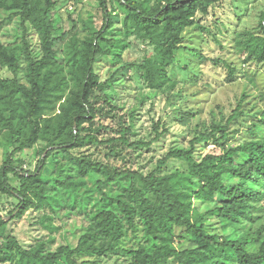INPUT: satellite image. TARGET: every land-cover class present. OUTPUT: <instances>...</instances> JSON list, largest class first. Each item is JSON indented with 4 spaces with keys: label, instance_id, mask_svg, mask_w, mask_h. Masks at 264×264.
<instances>
[{
    "label": "trees",
    "instance_id": "16d2710c",
    "mask_svg": "<svg viewBox=\"0 0 264 264\" xmlns=\"http://www.w3.org/2000/svg\"><path fill=\"white\" fill-rule=\"evenodd\" d=\"M114 1L126 12L122 39L107 37L114 22L110 6ZM218 1L159 0L152 7L142 0H99L102 25L95 26L92 38L80 45L75 38L78 20L70 14L71 27L64 26L60 14L63 1L0 0V13L19 17L24 29L21 45L4 46L0 42V64L14 74L13 78L0 77V128L10 130L13 145L0 169V189L19 200L11 212V221L32 208L43 212L51 208L45 196L43 171L50 159L62 170L65 162H60L56 153L78 170V177L60 182V187L82 202L93 200L97 191L105 195L102 188L107 184L131 177L128 190L110 199V206H100L86 214L90 225L76 247L61 245L47 251V243H52L47 241L26 248L8 230V217L0 214V264H100L98 259L110 253L128 255V264H168L171 260L173 264H264V224L253 228L264 212V119L263 130L251 131L258 135L257 139H240L222 153H208L201 160L194 156L193 148L175 147L146 176L76 152L85 146H107L106 156L111 157L120 154L118 143L129 149L153 144L132 142L127 137L131 125L123 117L119 137L100 136L102 130L112 129L103 120L118 114L120 107L107 90L118 86L116 79L124 68L117 67L102 81L96 71L99 58L114 56L111 63L119 64L116 48L128 47L127 37L135 35L154 47V54L130 67L139 69L154 86L161 87L168 81V67L178 53L190 51L202 58L199 52L183 45L182 34L196 24L198 12L207 13ZM3 24L0 18V27ZM28 24L38 32L39 57L31 47ZM260 28L258 33L249 32L244 42L238 38L248 57L257 63L264 61V21ZM67 42L71 56L65 63L61 47ZM24 58L29 84L18 77ZM73 80L75 88H71ZM56 111L59 112L53 114ZM240 116L237 108L229 122ZM18 123L23 126L18 127ZM20 130L25 132L21 134ZM217 132L221 133L217 140L223 141L229 134L228 126L214 127L209 136ZM165 133H158L155 140ZM39 141L44 143L46 154L36 170L20 167L18 164L24 160L17 155ZM172 159L185 162L188 172L162 174ZM91 176L96 178V191L88 183ZM12 177L18 187L12 184ZM195 201L208 204L210 210L200 211ZM212 213L220 224L217 230L207 223ZM227 231L231 233L227 235ZM139 233H144L148 243L139 241L137 246L127 247V237H138Z\"/></svg>",
    "mask_w": 264,
    "mask_h": 264
},
{
    "label": "rangeland",
    "instance_id": "374dc122",
    "mask_svg": "<svg viewBox=\"0 0 264 264\" xmlns=\"http://www.w3.org/2000/svg\"><path fill=\"white\" fill-rule=\"evenodd\" d=\"M61 18L64 26L71 27L70 14L79 22L75 38L78 44L92 38V29L102 25L103 15L99 0H82L75 4L72 0H61ZM152 7L159 0H142ZM112 8L113 27L108 38H123V21L126 12L117 1L110 4ZM0 18L4 24L0 27V42L4 46H18L22 44L24 29L19 17L9 16L1 12ZM264 21V0H220L214 2L207 13L196 14V24L184 30L183 45L200 53L202 58L194 53L181 51L176 55L173 65L168 67V81L161 87L154 86L146 79L143 72L130 67L132 63H141L154 54V47L139 39L135 35L127 37L128 47L116 48L120 63H111L114 56L101 57L96 71L102 81L111 76L117 69L124 70L116 79L115 89L108 88L107 93L120 107L115 118H107L103 123L112 127L100 132L104 138L119 137L120 118L123 117L131 132L127 137L132 141H153L151 146L129 149L118 143L120 154L106 156L107 146L100 148L85 146L76 152L81 155H91L94 159L109 162L125 169L130 168L143 175L155 170L158 161L172 148H193L194 156L201 160L208 153H222L227 147L235 145L241 140L257 139L258 135L251 134L253 128L263 130L261 121L264 119V61L255 62L242 49L238 38L246 40L249 32L258 33ZM28 37L36 57L40 55V43L37 30L27 25ZM106 47L110 45H105ZM62 57L65 63L71 56L69 42L65 43ZM23 69L19 78L29 84L28 65L24 58ZM70 67V66H69ZM129 67V68H128ZM0 77L13 78L14 74L7 67L0 64ZM68 77L74 79L73 75ZM71 88H75V80L71 81ZM71 90L67 92L69 95ZM60 105V104H59ZM239 105H241L239 107ZM239 108L241 116L229 122L235 110ZM59 111L54 112L53 114ZM228 126V136L223 141L217 132L211 137L209 134L214 127ZM23 124L18 123V127ZM166 133L155 140L158 133ZM21 134L25 131L20 130ZM195 141V142H194ZM44 143L39 141L31 148L20 152L17 157L24 161L18 165L26 170L35 171L40 160L45 156ZM13 149L10 130L0 128V169L3 167L8 153ZM56 157L64 160L60 170L50 159L44 169V184L47 186L45 196L51 208L44 212L36 208L29 209L20 218L13 221L11 212L17 208L19 200L4 194L0 189V214L9 217L11 221L8 230L14 234L21 244L28 248L39 242L47 243V251H55L61 245L76 247L80 237L86 232L90 221L86 214L100 206H110V199L122 196L131 183L130 176L107 184L102 188L105 195L97 191L93 200L82 202L75 194L62 189L60 182L78 177L76 166L65 160L60 153ZM188 172V165L180 160L172 159L164 168L162 174ZM11 182L18 187L13 177ZM89 185L96 191V178H88ZM88 203V204H87ZM200 211L210 210L208 204L194 202ZM88 209V210H87ZM18 211H16L17 213ZM259 223L254 224L257 229L264 224V212ZM207 223L212 228H219L216 214H209ZM230 231L226 234L229 235ZM139 241L148 243L144 233L138 237L129 235L125 245L137 246ZM130 257L123 253L107 254L98 259L100 264H128ZM18 264V263H6ZM60 264H67L62 261ZM168 264H173L171 260Z\"/></svg>",
    "mask_w": 264,
    "mask_h": 264
},
{
    "label": "water",
    "instance_id": "95a60500",
    "mask_svg": "<svg viewBox=\"0 0 264 264\" xmlns=\"http://www.w3.org/2000/svg\"><path fill=\"white\" fill-rule=\"evenodd\" d=\"M8 219H9V217H8Z\"/></svg>",
    "mask_w": 264,
    "mask_h": 264
}]
</instances>
